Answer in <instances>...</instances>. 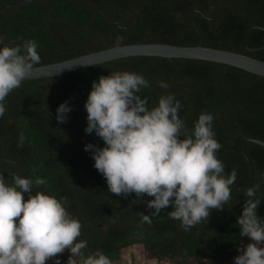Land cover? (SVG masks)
<instances>
[{"label":"trees","instance_id":"16d2710c","mask_svg":"<svg viewBox=\"0 0 264 264\" xmlns=\"http://www.w3.org/2000/svg\"><path fill=\"white\" fill-rule=\"evenodd\" d=\"M11 1L0 0V6ZM27 39L37 42L36 65L139 42H203L264 60V0H34L1 10L0 44ZM113 71L136 72L149 81L139 93L147 98L149 108L159 96L173 94L188 129L201 112L213 115L215 139L222 145L217 156L226 173L236 169L235 183L241 188L232 186L223 210L212 209L207 221L185 231L179 220L167 214L171 205L152 216L151 223L142 222L141 212L150 213L146 201L153 197L118 196L107 190L105 178L93 167L91 152L84 150L86 143L103 146L94 133L84 131V103L91 82ZM158 81L168 87L161 88ZM66 100L72 108L67 121L60 123L55 110ZM5 105L0 117V174L8 179L13 174L33 181L44 178L45 185H33V194L43 191L62 198L68 212L81 222L77 239L87 242L82 249L85 255L99 249L113 264L125 248L138 244L148 258L158 261L233 264L238 245L249 241L239 235L236 218L251 181L244 145L249 138L264 140L263 75L211 60L128 56L54 78L24 81L8 94ZM247 151L261 199L257 213L264 217V145L250 141ZM67 260L60 264H72Z\"/></svg>","mask_w":264,"mask_h":264},{"label":"clouds","instance_id":"9594fccd","mask_svg":"<svg viewBox=\"0 0 264 264\" xmlns=\"http://www.w3.org/2000/svg\"><path fill=\"white\" fill-rule=\"evenodd\" d=\"M40 62L37 42L24 40L13 45L0 44V117L6 111L5 98L21 86ZM161 88L167 82L158 81ZM149 87L141 74L113 71L91 82L84 103L85 133H94L103 146L84 145L94 160L93 167L106 180L107 190L116 195L135 193L153 197L146 201L149 214L141 212L142 222L151 223L162 209L179 220L185 231L207 221L212 209L223 210L231 199L237 179L236 169L225 172L217 156L222 145L215 139L213 115L201 112L188 129L179 116L181 103L173 94L159 96L152 108L139 94ZM72 106L66 100L58 105L55 118L64 123ZM183 137L182 139L180 137ZM25 137L19 134V143ZM45 185L13 174H0V264H46L66 249L72 264H112L110 257L96 249L85 255L87 242L78 240L81 222L64 206L62 198L35 191L33 185ZM258 186L245 190L241 214L236 218L241 237H248L233 264H264V217L257 209L261 199ZM25 195L27 198L25 199Z\"/></svg>","mask_w":264,"mask_h":264},{"label":"water","instance_id":"95a60500","mask_svg":"<svg viewBox=\"0 0 264 264\" xmlns=\"http://www.w3.org/2000/svg\"><path fill=\"white\" fill-rule=\"evenodd\" d=\"M34 0H14L0 6V11L6 8L32 2ZM254 28V27H253ZM252 28V29H253ZM252 29L247 35V45ZM161 56L167 58H191L211 60L221 63H226L246 71L264 76V60L254 56L224 48L211 47L200 42L197 45H179L164 42H139V43H119L112 47L92 51L76 57L68 58L61 61H56L48 64L36 65L30 76L25 81L38 79L42 77H52L76 70L79 68L101 64L106 61L128 57V56ZM250 141L264 145V140L258 138H249L244 145L245 155L251 167L250 186H253L255 179V169L252 159L247 151V144ZM236 185V183L234 182ZM237 186V185H236ZM240 188L239 186H237ZM241 189V188H240ZM246 190V189H245Z\"/></svg>","mask_w":264,"mask_h":264},{"label":"rangeland","instance_id":"374dc122","mask_svg":"<svg viewBox=\"0 0 264 264\" xmlns=\"http://www.w3.org/2000/svg\"><path fill=\"white\" fill-rule=\"evenodd\" d=\"M136 247V254H143V256H141L142 258L140 259V261L144 264H173L172 262H170V260L166 259V260H163V261H158L157 259H154V258H148V255L147 253L144 251V248L142 245H136L134 246ZM135 253V252H134ZM135 254V255H136ZM71 255V253L66 249L63 253H58L57 256H59L60 260H65V259H68L69 256ZM71 261V260H70ZM49 262L50 263H53L55 262V257L49 259ZM72 263V261H71ZM76 264H79V261L77 260L76 261ZM189 264H210L209 262L207 261H204V262H197L195 260H191L189 262ZM222 264H230V263H222Z\"/></svg>","mask_w":264,"mask_h":264},{"label":"crops","instance_id":"0c3cea01","mask_svg":"<svg viewBox=\"0 0 264 264\" xmlns=\"http://www.w3.org/2000/svg\"><path fill=\"white\" fill-rule=\"evenodd\" d=\"M137 244L127 247L122 252L119 259L115 260L113 264H143L140 259L143 254H136V246ZM135 252V253H134ZM136 254V255H135ZM145 264V262H144Z\"/></svg>","mask_w":264,"mask_h":264}]
</instances>
